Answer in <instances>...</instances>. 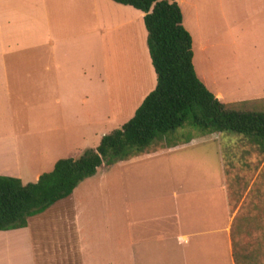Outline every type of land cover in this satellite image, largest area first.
<instances>
[{
    "label": "crops",
    "instance_id": "0c3cea01",
    "mask_svg": "<svg viewBox=\"0 0 264 264\" xmlns=\"http://www.w3.org/2000/svg\"><path fill=\"white\" fill-rule=\"evenodd\" d=\"M174 1L191 39L193 70L224 102L197 67L209 48L215 59L222 60L225 35L239 28L237 17L231 20L222 0ZM247 4L242 21L253 24L261 12L253 16ZM134 10L111 0H0V109L9 107V76L23 80L31 90L28 109L31 102L34 110H45L50 103L61 107L60 91L71 83L66 79H75L76 89L78 78L87 83L93 53L97 72L104 71V51L99 52L97 43L95 47L101 30L131 25L138 39L129 49L131 55L141 56L136 24L143 13ZM52 92L58 96L47 98ZM28 123L25 119L18 133H0V175L16 177L23 184L34 182L63 158L56 147L45 144V135L30 133ZM219 139L218 132L201 134L187 142L147 147L115 164H101L68 196L29 216L24 227L0 230V264H236L231 225L237 206L232 208L227 197ZM206 143L214 144L213 168L179 169L183 167L169 163L173 155ZM114 167L116 198L107 182Z\"/></svg>",
    "mask_w": 264,
    "mask_h": 264
},
{
    "label": "rangeland",
    "instance_id": "374dc122",
    "mask_svg": "<svg viewBox=\"0 0 264 264\" xmlns=\"http://www.w3.org/2000/svg\"><path fill=\"white\" fill-rule=\"evenodd\" d=\"M246 1V7L251 9L253 16L261 12L253 24L242 21ZM222 2L227 6L231 20L237 17L239 28L225 35L222 60L215 59L214 51L209 48L206 55L204 53L206 59L199 60L197 70L200 75L204 74L212 90L222 95V103L227 107L264 112V0ZM129 18L126 14L125 22ZM136 27L140 28L141 56L131 55L129 49L134 38L138 39L131 25L112 31L101 30L96 34L95 47L97 43L101 47L99 52L103 54L104 51V71L97 72L99 63L97 55L93 53V70L87 75V83L82 82L84 78H78L76 89L75 79H66L71 82L66 83L70 88L60 91V100L63 101L61 107L59 104L60 108L50 103L45 110H34L31 102V109H28L25 105L32 97L31 90L23 80L7 77L6 83L12 95L8 97L9 107L0 109V133L20 132L27 119L29 132L39 131L45 135V144L56 147V153L61 157L76 158L85 149L94 148L103 134L119 128L133 114L154 87L155 75L147 54L142 19ZM49 95L58 96L55 92L46 94V97L49 98ZM49 134L54 137L55 143ZM201 134L206 135L183 125L164 135L161 140H154L147 149H155L169 142H187ZM260 142L256 138L229 131L220 132L217 141L225 171L227 197L232 208L237 206L231 225L236 264H264V152L260 151ZM213 145H194L173 155L175 158L169 163L183 167L179 169L188 166L213 168L216 166L215 156L212 155ZM201 152H204V160ZM20 158L25 164V155ZM34 160L40 161L39 157H34ZM116 171L114 167L107 177L109 189H113L111 193L115 198Z\"/></svg>",
    "mask_w": 264,
    "mask_h": 264
},
{
    "label": "trees",
    "instance_id": "16d2710c",
    "mask_svg": "<svg viewBox=\"0 0 264 264\" xmlns=\"http://www.w3.org/2000/svg\"><path fill=\"white\" fill-rule=\"evenodd\" d=\"M111 1L143 13L154 87L133 114L119 128L103 134L94 148L76 158L56 159L34 182L23 184L16 177L0 175V230L24 227L29 216L68 196L101 164L141 153L183 125L200 133L229 131L253 137L262 141L260 151L264 152V112L227 107L197 78L191 63V39L174 0Z\"/></svg>",
    "mask_w": 264,
    "mask_h": 264
}]
</instances>
